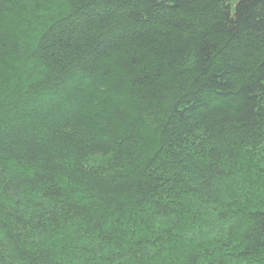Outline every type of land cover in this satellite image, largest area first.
<instances>
[{
    "label": "trees",
    "instance_id": "trees-1",
    "mask_svg": "<svg viewBox=\"0 0 264 264\" xmlns=\"http://www.w3.org/2000/svg\"><path fill=\"white\" fill-rule=\"evenodd\" d=\"M0 264H264V0H0Z\"/></svg>",
    "mask_w": 264,
    "mask_h": 264
}]
</instances>
